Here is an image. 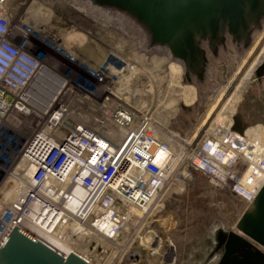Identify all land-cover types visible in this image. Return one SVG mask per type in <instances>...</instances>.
Listing matches in <instances>:
<instances>
[{
    "label": "built area",
    "instance_id": "built-area-1",
    "mask_svg": "<svg viewBox=\"0 0 264 264\" xmlns=\"http://www.w3.org/2000/svg\"><path fill=\"white\" fill-rule=\"evenodd\" d=\"M22 32L0 0V248L20 217L66 247L92 235L115 243L132 207L139 225L192 171L253 204L264 185V131H239L226 117L176 151L158 136L153 106L129 89L132 62L108 57L92 68L41 41L73 64L68 76L27 50Z\"/></svg>",
    "mask_w": 264,
    "mask_h": 264
},
{
    "label": "rangeland",
    "instance_id": "rangeland-1",
    "mask_svg": "<svg viewBox=\"0 0 264 264\" xmlns=\"http://www.w3.org/2000/svg\"><path fill=\"white\" fill-rule=\"evenodd\" d=\"M6 7L11 24L23 30L26 49L68 76L77 73L73 64L41 41L59 44L67 56L92 68L108 57L132 62L129 89L153 106L158 136L176 151L187 152L203 129L226 117H233L236 129L264 131V22L248 49L228 41L218 57L208 53L201 83L186 79L183 63L167 48L149 47L148 35L134 20L93 0H6ZM2 151L0 162L7 149ZM251 208L253 204L192 171L183 191L169 194L139 225L143 214L132 207L136 216L115 243L92 235L75 248L93 264H264V248L236 227ZM220 230L230 232L222 250L215 243ZM141 236L149 242L141 243Z\"/></svg>",
    "mask_w": 264,
    "mask_h": 264
},
{
    "label": "water",
    "instance_id": "water-1",
    "mask_svg": "<svg viewBox=\"0 0 264 264\" xmlns=\"http://www.w3.org/2000/svg\"><path fill=\"white\" fill-rule=\"evenodd\" d=\"M134 20L148 35L149 47H165L185 68L189 82H203L208 53L218 57L228 41L241 49L262 29L264 0H93ZM237 229L264 248V185L253 208L244 212ZM228 242L229 231L220 230ZM226 246V244H225ZM0 264H93L20 217L0 248Z\"/></svg>",
    "mask_w": 264,
    "mask_h": 264
},
{
    "label": "flooded vegetation",
    "instance_id": "flooded-vegetation-1",
    "mask_svg": "<svg viewBox=\"0 0 264 264\" xmlns=\"http://www.w3.org/2000/svg\"><path fill=\"white\" fill-rule=\"evenodd\" d=\"M97 5V4H96ZM263 22H264V20H263ZM263 22H262V29H260V30H256L255 32H254V34H253V36L255 35V33L256 32H259V31H262L263 30ZM254 38V37H253ZM253 40V39H252ZM216 242V244H217V246H216V248L217 249H223V247H225V244L227 243V241L226 242H224L221 246H220V242L222 241V235H220V231H219V233H218V238L215 240ZM225 249V248H224Z\"/></svg>",
    "mask_w": 264,
    "mask_h": 264
},
{
    "label": "bare ground",
    "instance_id": "bare-ground-1",
    "mask_svg": "<svg viewBox=\"0 0 264 264\" xmlns=\"http://www.w3.org/2000/svg\"><path fill=\"white\" fill-rule=\"evenodd\" d=\"M262 41H264V39L263 40H261V43H262ZM262 45V44H261ZM260 47V46H259ZM258 47V48H259ZM257 48V47H256ZM264 49V44H263V46H262V48L260 49L261 51ZM257 52V51H256ZM258 54V53H257ZM117 60V59H116ZM251 64H253V63H251ZM251 67V66H250ZM249 68V67H248ZM245 69V68H244ZM246 70H247V68H246ZM246 73V72H245ZM239 86V85H238ZM236 93V92H235ZM63 246H65V245H63ZM66 247V246H65ZM66 248H68V249H70L71 251H75V253H77V254H79V255H81L76 249H74L73 247H70V246H68V247H66Z\"/></svg>",
    "mask_w": 264,
    "mask_h": 264
},
{
    "label": "crops",
    "instance_id": "crops-1",
    "mask_svg": "<svg viewBox=\"0 0 264 264\" xmlns=\"http://www.w3.org/2000/svg\"><path fill=\"white\" fill-rule=\"evenodd\" d=\"M237 130H239V131H244V130H241V129H237Z\"/></svg>",
    "mask_w": 264,
    "mask_h": 264
}]
</instances>
